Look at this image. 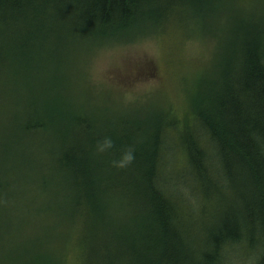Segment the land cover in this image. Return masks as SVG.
Here are the masks:
<instances>
[{"label":"trees","instance_id":"16d2710c","mask_svg":"<svg viewBox=\"0 0 264 264\" xmlns=\"http://www.w3.org/2000/svg\"><path fill=\"white\" fill-rule=\"evenodd\" d=\"M223 15L228 26L218 37L223 45L214 58L222 61L212 65L221 72L219 81L189 93L188 112L179 118L182 112L172 110L174 118L163 117L151 142L139 143L136 135L142 131L136 124L113 134V147L100 152L97 146L108 134H92L90 119L79 112L69 119L77 130L70 138L39 115L38 106L50 95L44 90L39 95L40 86L28 82L30 59L18 54L28 42L37 40L48 49L64 37L91 45L141 27L163 38L181 37L179 29L190 30L189 35L210 33L208 24L216 29L214 21ZM48 17L64 25H52ZM39 22L47 26V35L37 30L44 28ZM56 74L49 83L60 79ZM58 83L54 92L75 100L68 86L58 88L62 93L55 90ZM10 93L26 100L12 108H22L21 113L0 115V166L29 165L17 166L22 178L17 183L23 187L24 168L45 166V174L34 178L44 201L41 209L54 215V220L45 218L52 224L23 236V214L28 217L31 209L22 203L13 216L0 212V253L28 243L29 257L23 262L11 257L15 264H63L51 233L65 226L59 222L68 216L75 234L71 264H264V0L250 8H235L231 0H0V102ZM175 125L180 145L176 135L174 146H183L188 166H168L171 145L165 134L176 131ZM20 141L30 143L26 153ZM127 150L133 151L132 162L114 166ZM42 152L46 162L32 159ZM17 155L26 156L18 160ZM186 171L194 188L188 195L173 193L168 184L184 180ZM9 186L0 184V209L4 201L22 197V190ZM108 200L122 213L118 219L107 215ZM6 230L19 239L14 245L4 237Z\"/></svg>","mask_w":264,"mask_h":264},{"label":"rangeland","instance_id":"374dc122","mask_svg":"<svg viewBox=\"0 0 264 264\" xmlns=\"http://www.w3.org/2000/svg\"><path fill=\"white\" fill-rule=\"evenodd\" d=\"M248 1H252V6ZM255 1L231 0V3L235 8H250L254 6ZM48 21L58 27L64 25L49 17ZM214 25L216 29L211 30L210 27H213V24H208L210 33L189 35L190 30L179 29L177 33L181 37L169 35L164 38L159 33H155L152 28L141 27L125 37L95 40L91 45L62 37L59 41H54V44H50L48 49L41 42L33 40L26 46L19 47L18 54L30 59V67L25 71L27 75L30 70L33 72V77L28 81L29 84L40 86L39 95H43V90L46 95L48 93L50 95L48 103L42 101L38 106L39 115L59 127L63 138H70L77 134V130L73 124L69 123V119L75 112H79L77 115L90 119L92 134L102 136L108 134V137L112 139L113 134L119 135L121 131L126 132L129 128H135L137 124L142 131L136 135L140 140L139 143L147 139L151 142L153 139L151 137L154 135L153 129L163 117L166 121L171 117L174 118L172 110L182 112L179 118L188 112L189 93L194 95L206 85H215L219 81L221 72L214 69L212 65L216 60L222 61V58H214L223 45L222 39L218 37L225 36L224 27L228 26V19L223 15L214 21ZM39 27H44L42 30L37 29L41 31V35L48 34L47 26L39 22ZM21 68L25 69L26 63H23ZM40 70L42 71L39 72ZM53 72H56V76L60 79L52 78L49 83ZM57 81L59 83L55 90L66 85L75 100L61 98L54 92L53 86ZM26 92L27 89L22 90L23 94ZM20 95L16 97L13 93L7 94L0 102V115L6 114L8 117L14 113H21L22 108L12 109L16 102H22V105L25 102L26 95L19 98ZM168 111L170 116L162 115ZM174 128L176 131L167 129L165 134L166 143L171 145V149L169 148L166 154L167 160L172 159L168 166H188L183 146L181 149L174 146L175 137L177 135L178 139L179 136L178 125ZM3 137L6 140L11 139ZM177 143L180 145L179 139ZM21 144L23 145L22 153H26L30 143L20 141L17 145ZM172 151H174L173 154ZM26 155L20 157L17 155V158ZM31 157L42 164L46 162L48 155L42 152L34 153ZM106 157L110 158V155ZM7 161L10 162L8 159ZM178 161L182 162L181 165ZM2 162L6 164V160ZM15 163L0 166V184L7 182L10 185L9 188L16 187L22 190V197H17L13 201H4L0 212L13 216L19 206L22 203L25 204L31 210L28 212V217L23 214L22 222L25 225L21 229V234L34 235L38 228L52 224V221L46 222L47 216L54 220L53 214H48L41 209L44 201L39 196L34 178L38 179L41 174H45V166H35L32 171L30 167L33 165L24 168L28 178L27 186L23 187L20 182L17 183L19 179H22L18 177L21 168L17 166L29 165H15ZM12 176L15 181L12 180ZM181 176L184 180H171L167 187L173 193L181 192L188 195L194 188L190 174L186 171ZM106 213L109 217H117V219L122 214L113 207L111 200L106 203ZM68 218L65 222H59L65 226L57 227L54 232H52L53 227L46 228L52 232L51 235L56 234L54 243L59 254L64 257L63 264H71L75 258L71 249L75 234L71 235L69 230L71 221ZM6 232L7 236L4 237L9 240L8 244L14 245L11 242L19 239H15L16 236L13 235L12 230L10 232L6 230ZM27 245L28 243L23 242L16 250L12 248L8 253L1 252L0 264H15L10 260L11 257L21 259L20 262L26 260L29 257L25 250ZM36 252H38V246ZM54 255H56L55 252ZM57 262L58 260L55 261Z\"/></svg>","mask_w":264,"mask_h":264},{"label":"clouds","instance_id":"9594fccd","mask_svg":"<svg viewBox=\"0 0 264 264\" xmlns=\"http://www.w3.org/2000/svg\"><path fill=\"white\" fill-rule=\"evenodd\" d=\"M112 144H113V141L110 137H104L103 141L98 144L97 150L100 152H103L106 149L111 148ZM133 159H134L133 151L127 150L121 154L119 159L114 160L112 163L116 167H125L126 165L130 164Z\"/></svg>","mask_w":264,"mask_h":264}]
</instances>
